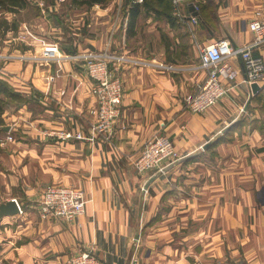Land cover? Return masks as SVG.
I'll use <instances>...</instances> for the list:
<instances>
[{"label": "crops", "instance_id": "obj_1", "mask_svg": "<svg viewBox=\"0 0 264 264\" xmlns=\"http://www.w3.org/2000/svg\"><path fill=\"white\" fill-rule=\"evenodd\" d=\"M206 1L214 17L190 21V4ZM262 1L173 0L176 25L143 11L128 36V8L115 17L116 0L89 8V18H66L74 20L70 32L62 18H8L19 27L0 37V78L38 104H12L3 115L15 140L0 153V203L15 199L21 212L0 218V264H63L85 250L101 264H264V82L255 98L241 58L231 56L237 78L225 80L227 94L203 113L184 107L206 76L200 48L221 39L250 44L248 23ZM47 47L55 48L49 59ZM89 51L127 58L119 63L123 102L113 137L49 136L88 135L96 102L76 56ZM252 51L264 60V44ZM157 133L186 159L145 189L155 170L139 173L133 161ZM49 184L82 189L85 213L41 218Z\"/></svg>", "mask_w": 264, "mask_h": 264}, {"label": "built area", "instance_id": "obj_2", "mask_svg": "<svg viewBox=\"0 0 264 264\" xmlns=\"http://www.w3.org/2000/svg\"><path fill=\"white\" fill-rule=\"evenodd\" d=\"M142 2V0H136ZM179 0H174L176 4ZM198 8L194 5L193 11ZM197 15L192 13L190 21L197 22ZM253 33V41L243 47L233 48L227 39H221L206 46L199 51L200 66L205 70L206 76L202 84L185 99V109L191 113L206 112L217 104L228 92L230 86L224 82H233L237 78V70L228 62L231 56L240 54L245 73L244 82L248 87L253 83L259 86L264 82V60L253 54V48L264 44V0L255 10V17L248 23ZM55 48H45L43 54L48 58L53 55ZM85 60L84 69L92 81L91 92L95 97V106L90 110L91 120L88 126V135L81 129L55 130L47 135L60 140H89L91 142L101 139L109 141L113 137L114 129L120 117L123 102V84L119 75V63L127 61L124 56L107 53L85 52L78 55ZM4 59L0 55L1 60ZM0 66V73H3ZM251 88V87H250ZM8 141L13 137L8 135ZM183 157L172 141L163 134L151 135L141 146L138 155L133 161L139 173L159 171L165 166L174 163ZM88 199L82 189L68 186L50 184L43 193L41 201V217H54L72 221L85 213ZM18 208L20 209L19 205ZM63 264H101L94 252L82 251L69 256Z\"/></svg>", "mask_w": 264, "mask_h": 264}, {"label": "trees", "instance_id": "obj_3", "mask_svg": "<svg viewBox=\"0 0 264 264\" xmlns=\"http://www.w3.org/2000/svg\"><path fill=\"white\" fill-rule=\"evenodd\" d=\"M49 3H54L55 0H46ZM111 0H68L69 8L72 7H86L87 9L93 7L94 5L104 6ZM173 0H142L138 2L136 0H124L122 11L128 16V28L127 36L133 28L135 21L138 19L140 14L144 12H153L157 18L165 19L170 26L176 25L179 21L178 16L173 14L174 5ZM28 5L27 0H0V37H3L7 31H16L18 29V22L15 19L9 21L5 16H2L4 13H18L19 10L24 9ZM198 8V16L202 20L206 18L214 17L213 7L210 6L206 1L205 4H195ZM54 6V5H53ZM263 93V88L254 96L257 98ZM21 106L28 105L29 107L35 106L38 104L33 98H29L28 95L14 91L11 86L0 78V132H4L1 129L4 126V119L2 114L5 109L10 105ZM226 133L217 137L215 141L211 143L209 148L214 147L218 142L226 140ZM192 158V157H191Z\"/></svg>", "mask_w": 264, "mask_h": 264}, {"label": "rangeland", "instance_id": "obj_4", "mask_svg": "<svg viewBox=\"0 0 264 264\" xmlns=\"http://www.w3.org/2000/svg\"><path fill=\"white\" fill-rule=\"evenodd\" d=\"M28 1V5L25 7L24 12L20 13V10L18 11V13H4L2 16H5L7 19L8 18H31L33 15H35L36 17L35 18H62L63 21L66 23L64 25H61V28H67V30L70 32L71 30V24H70V20L72 19H66V18H89V14H88V10L86 7H72V8H69V3H68V0H55V4L54 3H49L48 1L46 0H27ZM116 2L118 3V0H116ZM115 2V6H116V9H115V13H116V16L117 15L119 16L118 18H122V7H123V3L120 5V9H118V5L117 3ZM120 2V1H119ZM121 3V2H120ZM119 4V3H118ZM198 4V3H196ZM55 5V7L53 6ZM199 5V4H198ZM199 8V7H197ZM9 20V19H8ZM11 21V20H10ZM74 20L71 22L73 23ZM19 27V26H18ZM64 37H61V39H63ZM90 52V51H89ZM84 54V53H82ZM78 57V55L76 56ZM78 60L82 61V66L84 67L85 66V60L81 57L78 58ZM85 70V69H84ZM86 72V71H85ZM87 74V73H86ZM88 76V75H87ZM231 88V87H230ZM229 88V89H230ZM229 91V90H228ZM92 93V92H91ZM5 112V111H4ZM4 113L2 114V117H3ZM5 122V120H4ZM6 124V122L4 123V125ZM2 129V127H1ZM4 131V130H3ZM6 132V133H5ZM8 135H11V133H8V131H4V132H0V153L2 152V148L3 146L8 143L9 141L6 139V137ZM14 136V135H13ZM15 140V139H14ZM173 143V142H172ZM3 163L0 159V170H3ZM134 166V165H133ZM135 168V167H134ZM162 170V169H161ZM161 170L159 171H155V173H158V172H161ZM50 185V184H49ZM57 185V184H55ZM48 186V185H47ZM46 186V187H47ZM62 186V185H61ZM45 187V188H46ZM68 187H74V186H68ZM44 188V190H45ZM77 188V187H75ZM80 189V188H79ZM44 190H43V193H44ZM43 193H42V198H43ZM42 198L39 202V212H40V217H41V210H40V207H41V201H42ZM15 200V199H14ZM21 212V209H19V213ZM42 218V217H41ZM48 218V217H47ZM54 218V217H53ZM95 254V253H94ZM97 257V256H96ZM99 259V258H98Z\"/></svg>", "mask_w": 264, "mask_h": 264}, {"label": "water", "instance_id": "obj_5", "mask_svg": "<svg viewBox=\"0 0 264 264\" xmlns=\"http://www.w3.org/2000/svg\"><path fill=\"white\" fill-rule=\"evenodd\" d=\"M189 7H190L189 10L192 11V14H193V15H198V12L193 11V9H194V5L190 4ZM238 56H239V58H241L240 54H238ZM243 70H244V69H243ZM250 87H251V94H252V95L257 94V93L262 89V86H259L257 83H253V84H251ZM245 107H247V105H246ZM10 128H11V127H10L9 125H4V126H2V129H3L4 131H9ZM227 128H228V127H227ZM227 128H225V130H226ZM225 130H224V131H225ZM184 159H186V158H182V159H180V160H178V161H176V162H174V163H171V164L165 166V167L161 170V172H158V173L153 174V175L148 179V181L146 182L144 188L146 189V188L148 187V185H149V184H150L155 178H157V176H158L160 173H164V172L168 171L170 168H172V167H173L174 165H176L177 163L182 162ZM18 213H19V208H18V204H17L16 200L11 199V200H8V201H6V202H2V203H0V218H2V217H4V216L15 215V214H18Z\"/></svg>", "mask_w": 264, "mask_h": 264}, {"label": "bare ground", "instance_id": "obj_6", "mask_svg": "<svg viewBox=\"0 0 264 264\" xmlns=\"http://www.w3.org/2000/svg\"><path fill=\"white\" fill-rule=\"evenodd\" d=\"M8 133H9V131H8ZM12 137H13V139H14V136L12 135Z\"/></svg>", "mask_w": 264, "mask_h": 264}]
</instances>
